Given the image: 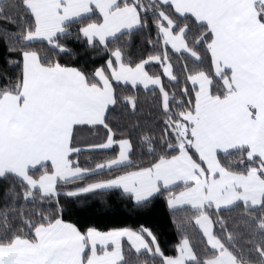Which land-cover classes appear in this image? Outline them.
Wrapping results in <instances>:
<instances>
[{"label": "snow or ice", "instance_id": "6c2138e0", "mask_svg": "<svg viewBox=\"0 0 264 264\" xmlns=\"http://www.w3.org/2000/svg\"><path fill=\"white\" fill-rule=\"evenodd\" d=\"M0 264H264V0H0Z\"/></svg>", "mask_w": 264, "mask_h": 264}, {"label": "trees", "instance_id": "16d2710c", "mask_svg": "<svg viewBox=\"0 0 264 264\" xmlns=\"http://www.w3.org/2000/svg\"><path fill=\"white\" fill-rule=\"evenodd\" d=\"M151 102H152V96L151 94L148 95H144L143 94V90L141 91V95H140V108L143 114H147L150 110H151ZM103 223L101 224V226H103ZM119 221H112L110 222V224H118ZM128 223H131V221H128ZM168 239H178V237L175 236L174 231H169L168 233Z\"/></svg>", "mask_w": 264, "mask_h": 264}]
</instances>
